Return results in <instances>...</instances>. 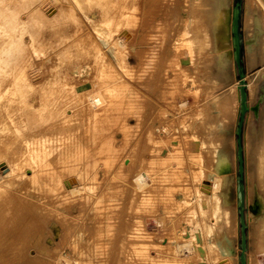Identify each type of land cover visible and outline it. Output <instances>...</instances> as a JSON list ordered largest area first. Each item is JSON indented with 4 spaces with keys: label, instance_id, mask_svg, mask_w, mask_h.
<instances>
[{
    "label": "rangeland",
    "instance_id": "374dc122",
    "mask_svg": "<svg viewBox=\"0 0 264 264\" xmlns=\"http://www.w3.org/2000/svg\"><path fill=\"white\" fill-rule=\"evenodd\" d=\"M247 3L261 28L252 55L246 40L257 29L251 15L249 23L244 17ZM238 4L240 60L230 36ZM262 51L264 0H0V89L9 88L0 95V160L29 155L41 144L31 134L37 128L51 137L48 143L55 146L57 160L77 151V135H82V145L95 144L98 153L103 149L106 97L99 102L97 118L74 112V107L92 105L94 92L131 99L120 112L125 122L115 126L122 154L117 166L128 162L123 172L111 169L100 153L83 163L85 173L77 174L80 183L73 190L71 182L67 196L53 200L43 184L24 194L15 186L5 190L0 199V264H242V73L260 79L242 143L247 152L246 254L250 264H262L264 142L257 148L264 117ZM114 80L120 81L119 90H96ZM72 87L79 91L76 96ZM229 89L231 106L213 105ZM72 96L77 99L69 110L65 104ZM200 168L212 175L211 184L220 183L214 190L218 198L204 199L202 205L194 190V171ZM141 172L158 180L153 179L151 190L137 183ZM5 173L0 165V184H5ZM197 223L204 255L190 262L186 254L192 255L191 233ZM139 232L144 233L147 255L136 251Z\"/></svg>",
    "mask_w": 264,
    "mask_h": 264
},
{
    "label": "bare ground",
    "instance_id": "6f19581e",
    "mask_svg": "<svg viewBox=\"0 0 264 264\" xmlns=\"http://www.w3.org/2000/svg\"><path fill=\"white\" fill-rule=\"evenodd\" d=\"M232 14H233V16L231 15L233 17L232 18V23L231 22L230 23H231V29L234 32V30H235L234 12ZM253 22L255 24V28L257 29V32L254 34L255 35L254 39L252 38V39L248 40L249 51H252L254 43H255L254 41H257L256 38H257V36H259V34H260L259 30L261 29L260 28V18L258 16L256 18L255 17L253 18ZM230 36H232L231 38H232L233 45L236 46L234 54H235L236 59H238L237 38H236L234 33H233V35H230ZM228 38H229V36H228ZM263 67L264 66H262L261 68H263ZM257 73H259V72H257ZM260 74H261L262 77H264V68L261 70ZM244 76H245V74H244ZM254 77H256V76H254ZM244 79H245V85H246V91H247L246 100H244V95H243V91H242V86L244 85L242 80L240 81V83L238 85V88H239L238 89L239 90L238 94H239V98L241 100V111L244 110L243 109L244 108V103L246 102V104H247V110H246V115H245V119H247L248 110H250L251 108H256L255 106H253L251 101L256 99V96H257V94H258V92L260 90V79L259 78H253L251 76H249L248 79L246 77H244ZM18 83H20V82H18ZM68 87L69 86L67 85V88ZM119 88H120V81L119 80H114V82L112 84H110V82H109V84H106L104 86V89H96V90L98 92H99V90H104V93H106L105 92L106 90H108V92H109V91H112V90H114V91L115 90H119ZM232 89H234V88L232 87ZM8 90H9V88H6L5 91L0 89V95L2 94V92H7ZM72 90L75 91L73 93V94H75V96L79 92L78 90L74 89L73 87H72ZM96 90L94 89V91H96ZM67 91H66V93H67ZM82 92L83 93H87L88 91H87V89H84ZM49 94L51 95V93H49ZM100 95L95 94V92H94V94L92 96V98L94 100V103H92V105L88 102V104L80 103V104H78L79 106H76V107H74V105H73L74 104L73 100H75L77 98H75V96H72L71 98H69L70 100H68L67 103L65 104V108L70 110V109H72L74 107L75 108L74 112H77V113L79 112L80 113V112L85 111V112H87V113H85L87 116H94L95 118H97L98 105L101 104L99 102H101V100L106 97V99L104 100L106 103H105V106H104L105 107V110H104L105 111V121H104V128H103L104 135L102 136V138H103V146H102L103 149L102 150H98V153H97L96 149H95L96 148L95 144H92L91 146L82 145V135H77V136H75L76 137V149H77V151L74 152L75 150H70V152L66 156L65 160H62V159H58L57 160V154L54 152L55 146L53 144H51V143H48L49 140H51V137L49 138V136L46 135L47 133H43V131L38 129V128L34 129V130L31 131V134H33V136H38L39 139L41 140V144L34 146L33 150L31 151V153H29V155L24 156V157L19 156L18 158L14 159V160H0V165L6 171V173L3 175L5 177V179H6L5 184L4 183L0 184V199L2 198L3 194H5L4 192H5L6 189L13 188L11 186H15V189H16L15 191L18 192V194H24L25 191L31 190V188H34V186L37 185V184H43V186L45 187V190H47L50 193V195H51L53 200H54L55 197H57L59 195L60 196H67L69 194L68 193V189L70 188V186H72L71 182H73V186H74L73 190H76L75 188H77V184L80 183L77 174L78 173L79 174L83 173L82 169H81V166L83 165V163L88 158H98L100 156L99 155L100 153H101V157H104L106 159V161H107V163H108V165H109V167L111 169H113L117 173H121V172H123L125 170V167L128 166V162L127 161H123L122 162L124 165L122 164V165L117 166L118 163H119V160L122 157V154H121V149L118 147V143H117L118 142V136H117L118 133L116 134L117 129L115 128V126L118 123H120V122H122V123L125 122L126 117L123 116V114L120 113V112L123 109V107H125L126 103H128L129 100L131 101V99L129 97H125V96H121V97L120 96H118V97L117 96H115V97L111 96L110 97V96H108V94H105V95H102V96H100ZM68 97L63 98V99L67 100ZM23 101H25V100L23 99ZM104 101H103V103H104ZM232 102H233L232 91H231V89H229L224 94L222 93V95L219 98H215V100H213V105H215V106H221L222 105V106H225V107H230ZM115 110L118 111V113H116V115H115L116 118H115V116L112 117L113 111H115ZM113 119H116V120H113ZM1 123H2V121H0V127H1ZM3 123L5 125L7 122H3ZM45 124L47 125L48 123L45 122L44 125ZM57 125H58V123H57ZM57 125H56V127H57ZM70 125H72V124L70 123ZM65 128H68V127H65ZM67 130H69V128ZM40 135H41V137H40ZM249 137H248V139H249ZM65 139H66V137H65ZM257 139H259V142L257 141V143H258L257 148L259 150L260 149L259 144H262L264 142V135L262 137H257ZM244 144H245V142H244ZM247 146H248V144H246V148H247ZM219 154L220 155H218L217 160H216V165L218 166L217 169L221 168L220 165H219L220 158H221L220 157L221 156V151L219 152ZM223 155H224V153H223ZM72 157H74L75 159L73 158L74 159L73 160ZM244 157H245V173H246V178H247V165H246L247 152H246V155L244 153ZM223 169H227V166L223 167ZM109 171L110 170H107V172H109ZM202 171H203L202 168H200V171H198V172L194 171V180L196 182L194 190L196 192L197 199L199 200L200 205L203 204L202 201L204 199L210 200L213 197L218 198L217 195H216V192H214V190H216V188H218L219 185H220L218 180H215L214 183L211 184L212 175L211 174L207 175L206 173H203ZM84 173H85V171H84ZM112 173L113 172H111V175H112ZM165 173H168V172H165ZM74 175H76V176H74ZM114 177H115V175H114ZM135 177H136V181H137V183H139V185H141V186L143 185L144 187L148 186V188L150 190L152 189L153 186H156V183H154V181L156 179L154 177H152V176H149L146 172L138 173ZM156 178H158V177H156ZM153 179H154V181H153ZM156 181L158 182V180H156ZM164 184H167V182L164 183ZM187 185L190 188H192V183L190 182L189 179H187ZM154 188H156V187H154ZM248 188H249V186H248ZM245 192H246V189H245ZM262 192H264V191L262 190ZM239 194H240L241 199H242V192H241L240 186H239ZM245 195H246V193H245ZM249 196L250 195H248V197ZM190 200H191V198L188 199V201H190ZM39 201L42 204H46V201H44L43 199H40ZM1 203L2 202H0V205H1ZM47 203L49 204V202H47ZM240 203H241V200H240ZM129 206H130V204H129ZM202 210H205V207H202ZM219 210H220L219 204H216V207H215L216 221H218ZM127 215H125V217H127ZM108 218H110V217H108ZM114 218L116 219V217H114ZM120 219H121V217H120ZM126 220H129V219L126 218ZM121 221H123V219ZM122 224H120V225H122ZM114 225H116V223H114ZM120 225H118V226H120ZM194 227H196V229L192 230V233H191V238H192L193 243L189 247V250L192 249V251H190L192 253V255H189V253L186 254V256H189L188 258H190V262H192L193 260L196 261V260L202 259L203 255H204L203 254V247L204 246L202 244H199L200 243L201 234H196V232H197L196 230L200 229V224L197 223V225L194 226ZM194 227H193V229H194ZM141 229H142V227H141ZM211 230H212V228H211ZM112 235H115V234H111V237H112ZM143 235H144L143 232H141V233L139 232L140 239H138V242H139L138 244L139 245L137 244L138 246H136V251H138L140 253V255H147L148 254V248H147L148 246L146 247L145 243L143 241H141V238L143 237ZM126 236H128V234H126ZM126 239L128 240L129 238H126ZM133 239H131L132 242H133ZM135 240H137V238L134 239V242H135ZM216 242H217V244H218V246H219V248L221 250L222 255H225L227 253V250L222 245L221 241L218 240ZM134 247H132V248H134ZM176 249H180V248H176ZM130 251H131V249H130ZM130 251H129V253H130ZM194 251H195V253H194ZM135 255H136V253H135ZM259 255L263 257L262 264H264V252L260 253ZM245 256H246L247 264H250L249 257L247 256V254Z\"/></svg>",
    "mask_w": 264,
    "mask_h": 264
},
{
    "label": "water",
    "instance_id": "95a60500",
    "mask_svg": "<svg viewBox=\"0 0 264 264\" xmlns=\"http://www.w3.org/2000/svg\"><path fill=\"white\" fill-rule=\"evenodd\" d=\"M240 18H241V8H240V4H238L235 9H234V23H235V30H234V34L237 38V50H238V59L240 60L241 57V39H240ZM242 76V82H243V86H242V91H243V95H244V100H246V96H247V91H246V85H245V79H244V73L241 74ZM244 110L242 111L241 114V119L239 122V128H238V133H239V137H238V145H239V166H240V178H239V186L242 192V199H241V226H242V254H241V262L242 264H247V260H246V250H247V222L245 219V214H244V202H245V183L243 182V180L245 179V157H244V147H243V143H242V130H243V124L245 121V115H246V110H247V104L246 102L244 103Z\"/></svg>",
    "mask_w": 264,
    "mask_h": 264
},
{
    "label": "crops",
    "instance_id": "0c3cea01",
    "mask_svg": "<svg viewBox=\"0 0 264 264\" xmlns=\"http://www.w3.org/2000/svg\"><path fill=\"white\" fill-rule=\"evenodd\" d=\"M247 6H248V3L246 4V12H245L244 17L248 19V16L251 15V16H252L251 21H253V18H254L255 15H254V14H250L251 9H250L249 6H248V7H247ZM247 19H246V21H245L246 24H247ZM249 21H250V19H248V23H249ZM253 23H254V22H253ZM254 25H255V24H252V27H253L254 30H255ZM247 29H249V28H247ZM254 30H253V32H254ZM254 34H255V32L253 33V35H250V36L247 38V40H246V44H247V46H248V40L252 39V38H253L252 36H254ZM246 48H248V52L250 53V55H252V52H253V51H249V46L246 47ZM262 52H263V51H262ZM262 56H263V59H264V52L262 53ZM254 61H255V56H254V55H253V56H250V62H254ZM249 116H250V121H253V120H254L253 116H252L251 114H250ZM263 135H264V117H263L262 133H261V135H260L259 137H262Z\"/></svg>",
    "mask_w": 264,
    "mask_h": 264
}]
</instances>
